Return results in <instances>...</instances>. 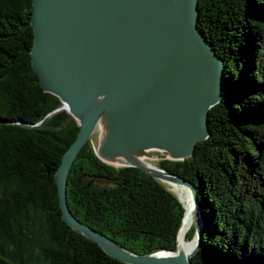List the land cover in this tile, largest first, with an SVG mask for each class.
Here are the masks:
<instances>
[{
	"label": "trees",
	"instance_id": "1",
	"mask_svg": "<svg viewBox=\"0 0 264 264\" xmlns=\"http://www.w3.org/2000/svg\"><path fill=\"white\" fill-rule=\"evenodd\" d=\"M32 11V0H0V264H130L62 219L55 176L80 125L31 67ZM198 26L224 59L223 98L194 155L159 166L199 194L192 264H264V0H199ZM95 150L90 139L68 176L72 213L132 253L176 252L187 215L178 197Z\"/></svg>",
	"mask_w": 264,
	"mask_h": 264
},
{
	"label": "water",
	"instance_id": "2",
	"mask_svg": "<svg viewBox=\"0 0 264 264\" xmlns=\"http://www.w3.org/2000/svg\"><path fill=\"white\" fill-rule=\"evenodd\" d=\"M32 3L31 67L42 90L63 103L57 111L67 110L80 125L55 176L62 219L123 263L192 264L203 239L199 194L187 179L162 169L193 195L198 236L190 255L132 253L77 219L66 190L76 158L99 125L105 134L95 151L102 161L134 166L155 179L139 161L147 151L183 161L208 139L209 112L223 98L225 63L198 26L199 0Z\"/></svg>",
	"mask_w": 264,
	"mask_h": 264
},
{
	"label": "bare ground",
	"instance_id": "3",
	"mask_svg": "<svg viewBox=\"0 0 264 264\" xmlns=\"http://www.w3.org/2000/svg\"><path fill=\"white\" fill-rule=\"evenodd\" d=\"M95 133L98 134V143L96 145V150H98V146L99 143L102 139V137H104L105 134V127L104 125H99L95 131ZM142 164L147 165V168L159 179H161V181L165 184H167L168 186H170L172 188V190H174L175 193L178 194H185V198L187 200V203L184 206V209L187 210V215L185 216L183 225L181 226L182 230H181V237H180V243H179V247L178 250L175 252V254L184 252L185 255H190L192 254L193 250L195 249V246L197 245V234H195V238L190 241L193 242L190 245H187L185 243V235L190 231L191 227L196 228V207H195V202L193 199V195L191 192V189L188 187V185L186 184H179L176 181H174L175 179L172 176L167 175L165 172L162 171V169L156 165H153L152 163L148 162V160L143 157L139 160ZM119 163H116V165H118ZM187 187V188H186ZM189 188V189H188ZM183 194V195H184ZM181 200V199H180ZM182 202V201H181ZM184 202H186L184 200ZM183 204V203H182Z\"/></svg>",
	"mask_w": 264,
	"mask_h": 264
},
{
	"label": "rangeland",
	"instance_id": "4",
	"mask_svg": "<svg viewBox=\"0 0 264 264\" xmlns=\"http://www.w3.org/2000/svg\"><path fill=\"white\" fill-rule=\"evenodd\" d=\"M92 141H93V143H94V145H95V147H96V145H97V143H98V134L97 133H93V135H92ZM145 158L148 160V162H150V163H152L153 165H156V166H159V162L160 161H163V160H165V159H170V157H169V155L167 154V153H165V152H162V150H152V151H147L146 152V154H145ZM118 165H120V164H118ZM113 166H117V165H113ZM160 167V166H159ZM163 183V182H162ZM169 190H172V188L170 187V186H168L167 184H165V183H163ZM187 188V187H186ZM189 189V188H188ZM173 192H174V190H172ZM174 194L176 195V196H178L180 199H181V201H182V203H183V205L185 206V204L187 203V200H186V198H185V194L184 193H180V194H178V193H175L174 192ZM184 194V195H183ZM184 200L186 201V202H184ZM187 245H190V244H187Z\"/></svg>",
	"mask_w": 264,
	"mask_h": 264
}]
</instances>
